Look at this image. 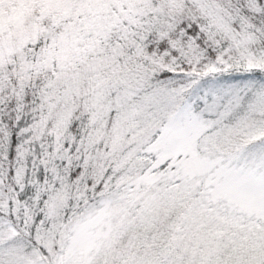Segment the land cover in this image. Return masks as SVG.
I'll use <instances>...</instances> for the list:
<instances>
[{
  "label": "snow or ice",
  "instance_id": "obj_1",
  "mask_svg": "<svg viewBox=\"0 0 264 264\" xmlns=\"http://www.w3.org/2000/svg\"><path fill=\"white\" fill-rule=\"evenodd\" d=\"M0 264H264V0H0Z\"/></svg>",
  "mask_w": 264,
  "mask_h": 264
}]
</instances>
